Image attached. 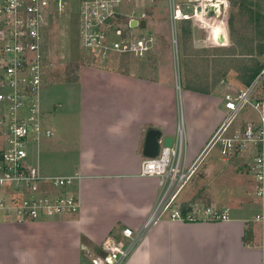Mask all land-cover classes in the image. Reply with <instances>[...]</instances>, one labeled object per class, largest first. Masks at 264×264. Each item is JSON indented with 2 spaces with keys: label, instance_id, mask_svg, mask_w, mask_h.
Instances as JSON below:
<instances>
[{
  "label": "crops",
  "instance_id": "1",
  "mask_svg": "<svg viewBox=\"0 0 264 264\" xmlns=\"http://www.w3.org/2000/svg\"><path fill=\"white\" fill-rule=\"evenodd\" d=\"M120 61L113 54L81 66L57 107L43 105V81L40 106L53 136L30 148L29 162L47 177H76L71 193L79 205L74 213L29 222L0 213V264H91L104 239L123 241V228L139 230L162 193L158 178L140 175L149 130L181 141L184 170L207 150L224 120L216 115L219 86L181 89L170 70L148 77L146 70H124ZM227 201L224 222L158 215L125 264H264V214L248 216ZM195 202L187 196L176 207L188 212Z\"/></svg>",
  "mask_w": 264,
  "mask_h": 264
},
{
  "label": "built area",
  "instance_id": "2",
  "mask_svg": "<svg viewBox=\"0 0 264 264\" xmlns=\"http://www.w3.org/2000/svg\"><path fill=\"white\" fill-rule=\"evenodd\" d=\"M70 1L0 0V213L17 222L61 217L76 212L79 205L78 198L71 193L76 177H47L37 164L29 162L30 148L53 136L45 126L40 106L45 34L56 16L62 17L70 10ZM144 1L154 0H78L80 51L93 61L107 60L113 54L135 58L147 55L155 45L154 37L138 38L129 27L130 20H144L147 26L146 14H136L133 8L135 3ZM168 3L173 44H176V24L182 21H191L206 33L208 23H212L223 30L219 37L226 38L227 0H168ZM219 5H222L220 19L216 13ZM209 8L214 11L206 12ZM212 40L206 34V45L218 46ZM261 57L252 82L238 94L224 97L226 115L207 149L218 145L219 156L225 160L248 150L257 193L264 201V94L254 96L264 83V51ZM246 107L255 111L257 121L247 122L228 134V128ZM180 151L181 141L171 148L161 147L155 158L142 160L140 175L158 178L162 188L155 211L139 230L123 228V241L114 236L104 239L100 246L102 255L92 257L91 264H125L158 215L170 214L172 219L187 222L204 219L217 223L228 219L226 211L214 207L199 209L192 205L186 213L176 207L178 195L204 157L202 154L191 169L184 170Z\"/></svg>",
  "mask_w": 264,
  "mask_h": 264
},
{
  "label": "rangeland",
  "instance_id": "3",
  "mask_svg": "<svg viewBox=\"0 0 264 264\" xmlns=\"http://www.w3.org/2000/svg\"><path fill=\"white\" fill-rule=\"evenodd\" d=\"M227 1L226 38L222 43L218 40L219 35L223 34L220 27L209 24L206 33L199 25L182 21L176 24V44H173L168 0L135 3L133 8L136 14H146L147 26L144 30L133 29V34L138 38L152 35L155 45L143 58L119 56L122 60L119 64L127 71H133V68L135 71L146 70L148 77L153 72L156 75L170 70L174 83H179L181 89L189 84L209 91L215 90L218 85L223 99L226 95L238 94L245 89L247 84L244 80L250 71L255 70L262 61L259 52L264 39V0ZM70 2V10L62 17L56 16L48 24L45 34L43 81L48 89L41 96L45 107H57L65 101L70 90L66 85L76 83L81 66L94 67L109 59L93 61L80 51L78 0ZM246 10L251 12L255 22ZM206 34L218 46L206 45ZM256 91L254 96L263 95L264 83ZM221 104V100L218 101L216 111L220 122L225 118ZM256 121L255 111L246 107L227 132L229 134L247 122ZM244 150L225 160L219 156L220 147L215 144L180 192L175 205L183 198L192 196L199 209L214 207L222 212L228 209L229 200L235 205L233 209L246 211L248 216L264 214V201L258 196L257 184L251 173V157L247 154L249 151ZM49 163L55 166L59 164L57 161Z\"/></svg>",
  "mask_w": 264,
  "mask_h": 264
},
{
  "label": "water",
  "instance_id": "4",
  "mask_svg": "<svg viewBox=\"0 0 264 264\" xmlns=\"http://www.w3.org/2000/svg\"><path fill=\"white\" fill-rule=\"evenodd\" d=\"M206 12L212 13L214 9L209 8L205 10ZM222 5H219L218 10H216L218 19L221 18ZM129 27L132 29L144 30L146 28V23L144 20L136 21L130 20ZM223 36L218 38L219 43H222ZM174 143V138L172 137H162V134L156 130H149L146 134L144 141L143 156L145 158H155L159 155L161 147L171 148ZM208 152V149L204 151V155Z\"/></svg>",
  "mask_w": 264,
  "mask_h": 264
},
{
  "label": "trees",
  "instance_id": "5",
  "mask_svg": "<svg viewBox=\"0 0 264 264\" xmlns=\"http://www.w3.org/2000/svg\"><path fill=\"white\" fill-rule=\"evenodd\" d=\"M246 12H247V14L249 15L250 19H252L253 21L256 20V19L252 16V14H251V12H250L249 10H246ZM254 22H255V21H254ZM263 40H264V39H263ZM263 51H264V49H263V45L261 44V48H260V52H259V56H260V57L262 56ZM259 68H260V63H259V65L256 66L255 70L250 71V73L248 74L247 78L244 80V82H245L247 85H249V84L252 82V80L254 79V77L257 75V73H258V71H259ZM247 85H246V86H247ZM186 212H187L186 210L183 211V213H186ZM246 234L249 236V233H246ZM247 235H246V236H247Z\"/></svg>",
  "mask_w": 264,
  "mask_h": 264
},
{
  "label": "bare ground",
  "instance_id": "6",
  "mask_svg": "<svg viewBox=\"0 0 264 264\" xmlns=\"http://www.w3.org/2000/svg\"><path fill=\"white\" fill-rule=\"evenodd\" d=\"M209 24H211L212 25V23H208V26H209ZM214 25V24H213Z\"/></svg>",
  "mask_w": 264,
  "mask_h": 264
}]
</instances>
